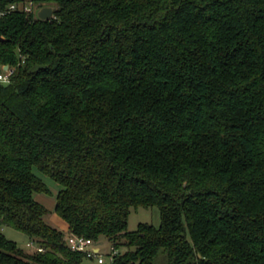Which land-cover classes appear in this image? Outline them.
<instances>
[{"label":"trees","instance_id":"16d2710c","mask_svg":"<svg viewBox=\"0 0 264 264\" xmlns=\"http://www.w3.org/2000/svg\"><path fill=\"white\" fill-rule=\"evenodd\" d=\"M30 2L0 0V264L93 262L68 234L110 264H264V0ZM140 208L160 226L129 232Z\"/></svg>","mask_w":264,"mask_h":264},{"label":"rangeland","instance_id":"374dc122","mask_svg":"<svg viewBox=\"0 0 264 264\" xmlns=\"http://www.w3.org/2000/svg\"><path fill=\"white\" fill-rule=\"evenodd\" d=\"M24 1L28 4L31 0H24ZM39 6L40 4L35 5L36 15L40 10ZM43 178L45 179L46 183L51 189L53 196L45 195V194H36L35 199L51 210V213L47 217V222L53 227L65 233H68L67 223L54 211L56 196H57L56 194L59 188L50 178L44 176ZM142 223L159 227L161 224L160 210L158 208H149V209L140 208L137 210L133 209L129 217L128 231L129 232L136 231L138 229V226ZM2 232L8 240L17 243L20 248L28 250L31 254L34 252V249L28 246L30 240L28 236L25 235L24 233L10 227H4L2 229ZM96 245L100 249L101 254L106 258V262H107L106 264H109L108 257L112 254V243L109 241V239L103 237L99 240L98 243H96ZM88 263L94 264V262L86 261V264Z\"/></svg>","mask_w":264,"mask_h":264},{"label":"built area","instance_id":"2783aa9c","mask_svg":"<svg viewBox=\"0 0 264 264\" xmlns=\"http://www.w3.org/2000/svg\"><path fill=\"white\" fill-rule=\"evenodd\" d=\"M17 7L15 5H12L10 7L11 10H15ZM25 12H31L33 10V4L29 2L26 4L23 8ZM2 15L0 14V17ZM13 74V70H10L9 67L7 70L0 75V81L3 83H9L10 77ZM68 246L71 248L72 251L83 253L87 256L88 259L92 260L95 264H106V258L101 254L100 249H98L96 243L91 240L84 237H79L77 235L68 234L66 237ZM30 248L34 249V251L37 252H43L44 249L34 242H30L28 245ZM117 253L115 251H112V254L108 257L109 264L112 263L114 256Z\"/></svg>","mask_w":264,"mask_h":264},{"label":"water","instance_id":"95a60500","mask_svg":"<svg viewBox=\"0 0 264 264\" xmlns=\"http://www.w3.org/2000/svg\"><path fill=\"white\" fill-rule=\"evenodd\" d=\"M53 13H54V8L51 6H47V7L40 9L37 13V16L41 21H47L52 18ZM0 40H1V37H0ZM7 68L8 67H5V70H7Z\"/></svg>","mask_w":264,"mask_h":264},{"label":"crops","instance_id":"0c3cea01","mask_svg":"<svg viewBox=\"0 0 264 264\" xmlns=\"http://www.w3.org/2000/svg\"><path fill=\"white\" fill-rule=\"evenodd\" d=\"M99 249V248H98Z\"/></svg>","mask_w":264,"mask_h":264}]
</instances>
